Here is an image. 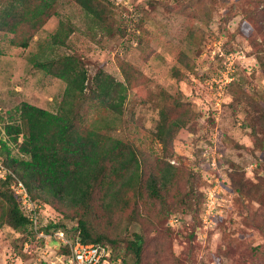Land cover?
<instances>
[{
	"label": "rangeland",
	"instance_id": "374dc122",
	"mask_svg": "<svg viewBox=\"0 0 264 264\" xmlns=\"http://www.w3.org/2000/svg\"><path fill=\"white\" fill-rule=\"evenodd\" d=\"M108 2L119 27L112 33L94 26L72 0L58 1L57 15L27 48L11 45L12 36L0 32V139L6 140L2 127L20 103L54 112L61 100L64 82L36 68L33 57L74 53L91 76L103 70L118 81L124 80V66L133 78L126 117L133 116L145 133L154 131L165 93L188 104L194 115L190 128L174 139L176 157L169 163L177 175L167 204L158 210L147 201V209L132 201L114 206L100 213L99 228L117 241L141 233V264H264L253 250L264 246L258 228L263 208L231 187V178L256 185L264 175L263 152L253 148L246 126L252 98L264 103V0ZM60 20L70 22L74 32L68 46L49 51ZM154 147L159 152V144ZM10 151L18 155L14 145ZM38 205L42 225L61 219L51 207ZM191 209L197 210L194 217ZM64 223L71 240L75 224ZM42 233L0 226V264H65L66 246L55 233ZM117 247L123 264H132L124 244Z\"/></svg>",
	"mask_w": 264,
	"mask_h": 264
},
{
	"label": "trees",
	"instance_id": "16d2710c",
	"mask_svg": "<svg viewBox=\"0 0 264 264\" xmlns=\"http://www.w3.org/2000/svg\"><path fill=\"white\" fill-rule=\"evenodd\" d=\"M58 1L0 0V32L12 36L11 45L27 48L43 24L57 15ZM72 1L102 32L119 30L114 26L108 0ZM73 32L70 22L60 20L50 35L48 50L68 46ZM39 58L33 57L32 64L64 82L65 87L54 112L22 102L2 127L6 140L0 139V161L11 174L5 180L0 179V226L35 234L11 189L12 183L21 181L34 204L40 202L61 215L59 221L50 220L42 225L38 208V232L64 233L67 232L64 222H74L75 235L71 241L103 246L104 261L108 264L124 263L116 252L117 245L124 244L125 251L133 256L132 264H141L143 235L132 233L124 241H117L111 233L99 228L97 219L101 212L114 206H128L131 201L134 206L146 209L147 201L157 210L167 204L177 175L174 165L169 163L176 157L174 139L181 130L190 128L194 114L188 104L165 93L154 131L147 134L133 116L126 117L125 102L133 78L124 66H121L124 80L118 81L103 70L91 76L74 53ZM174 76L180 77L181 73L175 70ZM170 98L172 103L168 101ZM89 106L93 108L91 116ZM249 107L246 126L250 128L253 148L263 152L264 174V103L252 98ZM118 131L123 136L112 134ZM157 143L159 152L154 147ZM10 145L17 147V156L11 155ZM150 160L155 162V168L147 169ZM231 183L236 195L249 198L264 211V175L256 185L232 178ZM196 212L191 209L193 217ZM258 228L264 235V216ZM253 250L264 260V246L258 244ZM63 251L68 257L69 248L66 246Z\"/></svg>",
	"mask_w": 264,
	"mask_h": 264
},
{
	"label": "built area",
	"instance_id": "2783aa9c",
	"mask_svg": "<svg viewBox=\"0 0 264 264\" xmlns=\"http://www.w3.org/2000/svg\"><path fill=\"white\" fill-rule=\"evenodd\" d=\"M8 174H11V171L0 161V179L5 180ZM11 189L18 197L24 212L27 214L35 235L42 236L43 233L37 231L39 218L37 209L39 205L31 201L28 190L21 181L12 183ZM55 237L70 250L65 264H108V262L104 261L106 249L103 246L92 243L85 244L78 240L71 241L63 232L55 233ZM116 264H119V261Z\"/></svg>",
	"mask_w": 264,
	"mask_h": 264
}]
</instances>
